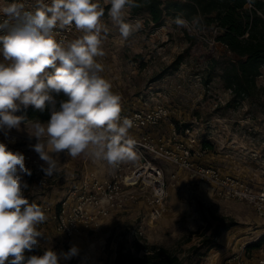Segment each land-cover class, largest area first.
I'll return each instance as SVG.
<instances>
[{"label":"rangeland","instance_id":"1","mask_svg":"<svg viewBox=\"0 0 264 264\" xmlns=\"http://www.w3.org/2000/svg\"><path fill=\"white\" fill-rule=\"evenodd\" d=\"M96 2L105 12L101 18L105 55L97 59L104 65L102 75L111 83V90L122 98V112L138 108L145 101L168 106L172 120L166 124L173 122L180 129L192 127L205 152L201 158L204 164L218 167L254 186H264V72L257 80L263 91L241 103H229L231 93L224 88L220 65L212 67L216 59L227 60L222 48L209 44L214 30H199L196 26L190 31L178 27L173 18H167L163 27L155 28L148 23L146 14L135 15L130 9L125 19L133 23L141 20L143 26L123 40L107 15L110 4L107 0ZM12 3L13 0H0V7ZM179 56H183L179 68L169 70L166 76L156 80ZM9 132L19 135L21 131ZM0 142H3L1 136ZM204 143L212 147L206 149ZM6 145L14 152L42 161L32 148H29L32 151L26 149L24 141ZM54 158L57 166L63 168L57 173L59 181L42 187L34 175L23 178L29 185L24 195L30 203L56 206L63 197V200L68 197L72 183L69 184L68 171L63 167L67 164L82 163L84 169L74 171L79 179L90 172L100 177L108 173L103 161L96 162L83 155L73 159L59 153ZM169 167L173 171V166ZM148 213V204L141 198L106 219L99 230L84 231L70 239L56 232L45 213L48 220L38 226L44 233L38 238L40 248L43 252L50 247L60 254L76 245L79 255L61 260L62 264H115L120 248L137 255L138 243L163 246L176 253L184 264H232L230 260L244 251L250 259L264 255L262 248L252 247L264 236V219L245 203L218 198L208 184L192 179L186 172L180 174V184L171 190L165 216L147 227ZM228 225L232 227L218 239L221 247L208 251L202 241L214 240L215 232Z\"/></svg>","mask_w":264,"mask_h":264},{"label":"clouds","instance_id":"2","mask_svg":"<svg viewBox=\"0 0 264 264\" xmlns=\"http://www.w3.org/2000/svg\"><path fill=\"white\" fill-rule=\"evenodd\" d=\"M108 17L127 40L142 28L143 22L125 19L128 10L137 7V0H107ZM255 0H246L253 8ZM0 12L20 21L0 35V53L8 63L0 62V132L27 128L37 143L30 147L44 161L41 170L52 176L59 169L55 154L66 153L73 159L83 155L93 161H104L115 168L135 162V141L128 136L133 121L121 118V96L114 93L111 83L102 75L104 36L101 18L104 8L96 0H36L33 11L12 3L0 7ZM178 27L190 31L198 26L175 18ZM8 21L0 24V28ZM75 27L79 37L70 41L57 39L61 30ZM58 62V63H57ZM48 69L54 72L49 74ZM62 94V98L61 97ZM19 104L50 112V119L41 122L17 116ZM46 165V166H45ZM32 172L25 166V156L0 142V264H61L79 255L73 245L69 251L57 254L50 247L42 255H26L40 248L38 238L44 233L38 226L47 219L36 203L24 195L29 185L23 176Z\"/></svg>","mask_w":264,"mask_h":264},{"label":"built area","instance_id":"3","mask_svg":"<svg viewBox=\"0 0 264 264\" xmlns=\"http://www.w3.org/2000/svg\"><path fill=\"white\" fill-rule=\"evenodd\" d=\"M46 2L50 3V0ZM13 3L23 4L24 11H33L36 7V0H13ZM5 21H8V25L0 28V35L7 34L9 27L20 22L0 12V24ZM214 32L209 44L217 45L225 52L226 47L216 41L218 31ZM79 35L73 26L58 31L57 39L70 41ZM4 61L0 53V62ZM47 71L49 72V69ZM17 104L20 110L23 105L19 104V101ZM171 116L172 112L168 106L147 101L129 112L121 111L122 119L127 117L133 121L128 136L135 141L134 151L138 159L135 162L122 163L115 168L103 161L108 169L105 177L90 172L85 178L79 179L73 172L68 197L56 206H41L59 235L70 239L84 231H97L106 219L141 198L149 207L145 224L147 227L153 226L167 213L171 190L180 184L182 172L188 173L194 180L208 184L211 192L218 198L245 203L264 219V186H254L242 178L223 172L218 167L204 164L201 158L205 152L192 127L180 129L170 122L167 124V136L155 135L154 131L171 121ZM0 136L3 143L12 146L17 145L21 139L20 135L12 132L7 135L1 133ZM44 163L34 156L25 155V166L40 181L42 187H47L62 170L59 169L52 176H45L41 170ZM169 165L173 166V171H170ZM262 249L264 252V247ZM230 261L232 264H264V255L250 259L244 251Z\"/></svg>","mask_w":264,"mask_h":264},{"label":"trees","instance_id":"4","mask_svg":"<svg viewBox=\"0 0 264 264\" xmlns=\"http://www.w3.org/2000/svg\"><path fill=\"white\" fill-rule=\"evenodd\" d=\"M137 7L132 8L135 15L146 14L148 23L155 28L163 27L167 18L182 17L192 22L199 19V30H217L216 41L226 47L227 60H214L212 67L220 65L221 80L224 88L231 93L229 103H241L263 91L257 80L264 72V0H255L254 7H245L246 0H137ZM261 13V14H260ZM230 54V55H229ZM183 56H179L164 72L155 79L159 80L167 75L169 70L178 69ZM213 69V70H214ZM54 72L49 69V74ZM62 98V94L61 97ZM17 116H25L29 120L38 119L46 122L50 119L47 102L43 112L28 106L16 112ZM208 149L212 146L204 143ZM232 225L219 228L214 240L205 238L202 245L208 251L220 248L218 239L223 231ZM137 255L120 248L116 255L115 264H184L182 259L173 251L157 245L136 244ZM255 248L264 247V236ZM42 255L41 248L26 255ZM62 264V263H61Z\"/></svg>","mask_w":264,"mask_h":264},{"label":"crops","instance_id":"5","mask_svg":"<svg viewBox=\"0 0 264 264\" xmlns=\"http://www.w3.org/2000/svg\"><path fill=\"white\" fill-rule=\"evenodd\" d=\"M137 107H139V105L137 106ZM134 109V108H133ZM26 128H25V126L23 125V124H21V126H20V136H21V139H20V141H24V142H26L27 143V147H26V149H28V150H31V149H29V148H31L30 146L31 145H34L35 143H37V140H36V138L35 137H30V135H29V133H28V131H26L25 130ZM29 129V131H31V127H30V125H29V127L27 128V130ZM16 131V130H15ZM154 133H155V135H165V136H167L168 134H169V126L167 125V124H165V125H163V126H161L160 128H158L157 130H155L154 131ZM19 141V142H20ZM32 151V150H31ZM33 152L34 153H36L34 150H33ZM96 162H98V161H96ZM73 164H76V163H73ZM82 164V163H81ZM81 164H76V165H74V166H71L70 164H67V165H65V166H63V167H66V169H65V171H68V181H69V184L70 183H72V177H71V174L75 171V170H79V168H81L82 166H81ZM99 164H101V163H99ZM91 167V166H90ZM59 169H61V170H63V168L62 167H58ZM78 168V169H77ZM82 170L84 169V167L83 168H81ZM220 169V168H219ZM222 170V169H221ZM223 171V170H222ZM224 172V171H223ZM60 176V175H59ZM59 176H57L56 175V177H55V180L53 181V182H57V181H59ZM56 184V183H55ZM71 185V184H70ZM64 198V197H63ZM63 198L61 199V201L63 200ZM44 201V200H43ZM58 201H60V199L58 200ZM48 220V219H47ZM55 231V230H54ZM263 232H264V230H263ZM264 234V233H263Z\"/></svg>","mask_w":264,"mask_h":264}]
</instances>
